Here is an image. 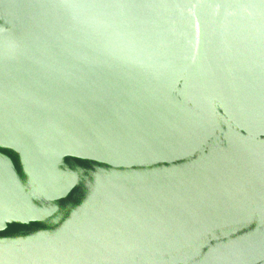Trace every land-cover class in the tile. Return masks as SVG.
<instances>
[{"label":"water","instance_id":"95a60500","mask_svg":"<svg viewBox=\"0 0 264 264\" xmlns=\"http://www.w3.org/2000/svg\"><path fill=\"white\" fill-rule=\"evenodd\" d=\"M0 264H264V0H0Z\"/></svg>","mask_w":264,"mask_h":264}]
</instances>
